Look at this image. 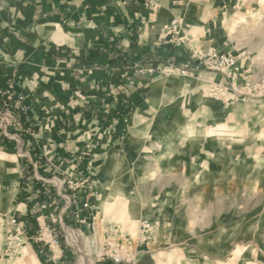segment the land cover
Returning <instances> with one entry per match:
<instances>
[{
  "label": "rangeland",
  "instance_id": "374dc122",
  "mask_svg": "<svg viewBox=\"0 0 264 264\" xmlns=\"http://www.w3.org/2000/svg\"><path fill=\"white\" fill-rule=\"evenodd\" d=\"M169 20L163 64L139 70L152 97L114 102L117 122L132 116L109 155L44 180L50 200L0 173V264H264V0H201ZM217 54L236 62L211 69ZM27 102L0 109L10 158L31 159Z\"/></svg>",
  "mask_w": 264,
  "mask_h": 264
},
{
  "label": "crops",
  "instance_id": "0c3cea01",
  "mask_svg": "<svg viewBox=\"0 0 264 264\" xmlns=\"http://www.w3.org/2000/svg\"><path fill=\"white\" fill-rule=\"evenodd\" d=\"M200 1L0 0V89L22 92L33 105L22 134L31 159L10 158L19 146L0 136V173L15 178L14 192L27 200L40 188L50 200L60 192L44 180L109 155L132 116L117 122L115 100L140 107L152 97L139 70L163 64L170 47L163 25Z\"/></svg>",
  "mask_w": 264,
  "mask_h": 264
},
{
  "label": "built area",
  "instance_id": "2783aa9c",
  "mask_svg": "<svg viewBox=\"0 0 264 264\" xmlns=\"http://www.w3.org/2000/svg\"><path fill=\"white\" fill-rule=\"evenodd\" d=\"M153 4V2H151ZM179 25V19L174 18L171 21V24L168 25L167 28H169L172 31H176V27ZM236 62V59L232 55H227V54H217V55H212L209 63V68L211 69H225L227 67L233 66ZM211 95L212 96H219L221 93L222 89L221 87L218 86L216 83L211 84ZM223 92V91H222ZM0 95L3 97V101L0 102V109L1 106H10L13 107L14 111L21 113L26 111L29 108V103L27 102V95L16 91L14 89L10 90H1ZM13 103V104H12ZM8 110H10L9 107H7ZM1 111V110H0ZM144 225L148 226V223L146 222ZM59 242V241H58Z\"/></svg>",
  "mask_w": 264,
  "mask_h": 264
},
{
  "label": "trees",
  "instance_id": "16d2710c",
  "mask_svg": "<svg viewBox=\"0 0 264 264\" xmlns=\"http://www.w3.org/2000/svg\"><path fill=\"white\" fill-rule=\"evenodd\" d=\"M148 95V93L144 94V95H139L138 98H137V101L136 103H140L146 96Z\"/></svg>",
  "mask_w": 264,
  "mask_h": 264
},
{
  "label": "bare ground",
  "instance_id": "6f19581e",
  "mask_svg": "<svg viewBox=\"0 0 264 264\" xmlns=\"http://www.w3.org/2000/svg\"><path fill=\"white\" fill-rule=\"evenodd\" d=\"M1 163H2V165H5V162H4V160H3Z\"/></svg>",
  "mask_w": 264,
  "mask_h": 264
}]
</instances>
